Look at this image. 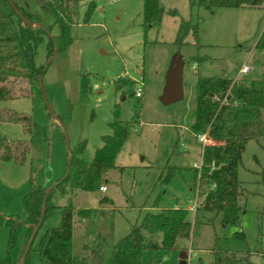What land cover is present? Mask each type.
Returning <instances> with one entry per match:
<instances>
[{"label":"rangeland","instance_id":"obj_1","mask_svg":"<svg viewBox=\"0 0 264 264\" xmlns=\"http://www.w3.org/2000/svg\"><path fill=\"white\" fill-rule=\"evenodd\" d=\"M11 1L43 27H51V35H58L52 15L35 0ZM191 1L159 0L161 22L144 32L142 0H82L72 42L65 50L49 59L48 37H44L35 49L34 65L45 70L42 87L48 107L39 87L31 97L0 102V113L9 111L28 119L0 122L1 139L25 142L29 149L23 164L0 159V214L5 221H25L23 198L34 187L50 189L59 181L68 155L78 146H83L82 158L91 162L102 137L110 134L116 111L128 132L115 159L122 170L109 173L102 185L106 191L99 195L66 190L53 200L58 207L70 203L76 208L73 243L93 245L96 234H106L110 227L114 243L146 214L182 209L192 225L190 238L179 241L175 252H143L142 264H178L181 252L186 253L187 264H211L212 251L249 253L253 264H264V184L259 176L264 167V137L246 143L237 169L239 225H223L221 214L201 211V205L190 210L198 187L194 168L201 162V145L190 132L196 81L223 78L247 83L264 73V54L254 50L264 29V4L211 13L191 7ZM89 7L91 15L85 23ZM181 20L196 26L197 37L190 33L177 46L174 40ZM244 66L249 67L246 76L240 74ZM172 70L180 79L181 99L166 105L165 84ZM137 89L140 98L135 97ZM200 189L202 200L207 188ZM100 197L110 199L111 207L99 209ZM80 208L98 212L82 216L76 212ZM60 217L57 209L30 245L25 225L11 235L0 223V260L20 264L26 256V264H48L39 258L38 243L47 229L58 226Z\"/></svg>","mask_w":264,"mask_h":264},{"label":"trees","instance_id":"obj_2","mask_svg":"<svg viewBox=\"0 0 264 264\" xmlns=\"http://www.w3.org/2000/svg\"><path fill=\"white\" fill-rule=\"evenodd\" d=\"M81 1L35 0L37 5L52 15V27L58 29V35L53 36L51 27L40 25L31 13L14 2L12 8L7 0H0V102L28 98L35 90L39 92L37 80L45 70L34 65L35 49L47 36L50 59L54 53L65 50L71 44V30ZM263 4L264 0H192L190 5L212 13L217 9L260 8ZM91 10L92 7H89L85 23L89 21ZM162 15L159 0H142L144 32L157 27ZM190 33L196 39V26L181 20L174 44L182 46ZM254 50L264 54V29ZM23 121L28 122V119L9 111L0 113V122L17 124ZM109 128L110 134L102 137V146L95 151L91 162L82 158L83 146L80 145L68 155L64 176L49 191L32 188L23 198L24 222L5 221L0 214V223L9 229L11 235L15 229L25 225L28 241L35 233L33 242L47 218L57 209L60 210L58 226L47 229L38 243L39 258L48 264H142L143 252H175L179 248V241L188 240L193 232L187 211L161 209L157 213L146 214L139 225L132 226L125 237L114 243L110 240L111 227L106 228V234L97 233L93 245L82 242L77 246L73 243V215L76 208L70 203L58 207L53 200L66 190L99 195L109 173L122 170L115 166V159L127 140L128 132L118 120L116 111ZM190 132L195 138L201 135L206 138V144L201 147L200 169L194 168L198 184L196 209L201 205V211L221 214L225 226L239 225L241 186L237 180V169L246 143L264 137V73L247 83L223 78L197 79L194 122ZM28 151L25 142L12 143L0 138L2 161L13 160L23 164ZM259 176L264 184V167ZM169 177L170 174L163 183H167ZM201 187L207 188L203 190L202 200ZM111 205L107 197L98 199L99 209ZM76 212L84 216L96 214L98 210L80 208ZM250 257L249 253L212 251L211 264H253ZM25 259L26 256L20 264H26ZM0 264L10 263L0 260Z\"/></svg>","mask_w":264,"mask_h":264},{"label":"water","instance_id":"obj_3","mask_svg":"<svg viewBox=\"0 0 264 264\" xmlns=\"http://www.w3.org/2000/svg\"><path fill=\"white\" fill-rule=\"evenodd\" d=\"M7 2L9 3V5L12 8H14V4L11 0H7ZM37 83H38L39 90H40L41 94L43 95L45 103L48 107L47 99H46V96H45V93H44V90L42 87V77L38 78ZM180 99H181L180 79H179L177 73L175 72V70H172L169 73L167 80H166L163 102L166 105H170V104H173L175 102H178ZM49 190L50 189H48V191ZM48 191H47V193H48ZM34 234L30 238L28 245H30V243L32 242V240L34 238ZM178 264H187V255L185 252H181L179 254V263Z\"/></svg>","mask_w":264,"mask_h":264},{"label":"built area","instance_id":"obj_4","mask_svg":"<svg viewBox=\"0 0 264 264\" xmlns=\"http://www.w3.org/2000/svg\"><path fill=\"white\" fill-rule=\"evenodd\" d=\"M249 72V68L244 66L241 70H240V74L243 75V76H246ZM135 96L137 98H140L141 97V89H137L136 90V93H135ZM197 140L198 142L200 143L201 147L204 146L206 144V138L204 135H201V136H198L197 137ZM196 169H200V166L199 167H196ZM106 191V188L105 187H102L101 188V192H105ZM196 200H197V189L195 190V205L193 207H190V210L192 211L193 208L196 209Z\"/></svg>","mask_w":264,"mask_h":264},{"label":"crops","instance_id":"obj_5","mask_svg":"<svg viewBox=\"0 0 264 264\" xmlns=\"http://www.w3.org/2000/svg\"><path fill=\"white\" fill-rule=\"evenodd\" d=\"M249 68V67H248ZM238 81V80H237ZM237 81H235V82H237Z\"/></svg>","mask_w":264,"mask_h":264}]
</instances>
